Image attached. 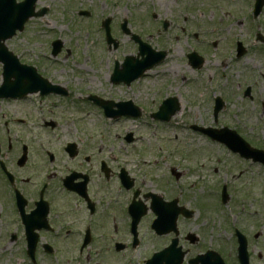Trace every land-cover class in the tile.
Listing matches in <instances>:
<instances>
[{
    "label": "flooded vegetation",
    "instance_id": "1",
    "mask_svg": "<svg viewBox=\"0 0 264 264\" xmlns=\"http://www.w3.org/2000/svg\"><path fill=\"white\" fill-rule=\"evenodd\" d=\"M259 1H239L244 4L240 15L248 22L224 43L231 57L224 52L220 63L208 60L212 49L220 47L216 53L220 52L223 42L205 39L201 48L186 52L188 64L183 68L190 76L181 69L171 72L180 83L190 85L192 96L200 95L213 115L216 107L218 117L234 107V128L254 149L263 151H255L250 159L238 157L264 169V5L257 12ZM199 30L192 32L197 39ZM186 45L189 50L190 43ZM3 79L0 75V88ZM13 95L0 89V264H147L171 258L177 249L183 253L180 264H207L210 250L217 251L215 236L208 235L207 220L194 222L207 210L201 205L204 195L185 196V187L177 184L181 173L176 168L162 180L148 177L146 185L145 177L132 168L133 154H114L103 140L97 147L96 140L69 129L63 138L50 139L59 121H27L32 109L26 100L66 95L53 88L48 94ZM86 98L89 104L80 105L94 109V98ZM125 99L142 114L137 105H148ZM133 143L127 138L122 142ZM146 163L141 158L138 169ZM224 187L229 190L228 183ZM254 230L252 234L241 230L248 238L249 264H264V231ZM233 237L237 249L233 263L240 264L239 240ZM219 252L230 264L225 252Z\"/></svg>",
    "mask_w": 264,
    "mask_h": 264
},
{
    "label": "rangeland",
    "instance_id": "2",
    "mask_svg": "<svg viewBox=\"0 0 264 264\" xmlns=\"http://www.w3.org/2000/svg\"><path fill=\"white\" fill-rule=\"evenodd\" d=\"M239 1L242 2L40 0L37 8H48L47 14L29 20L23 32L6 42L7 47L23 63L36 66L43 76L70 89L67 97L26 100L32 109L27 121H59L60 127L54 130L53 135H49L50 139L63 138L62 133L69 129L83 138L96 140L97 147L103 144V140L105 148L108 146L107 150L114 149L122 157L127 155L125 153L130 157L133 154L132 168H136L134 170L141 179L145 177L146 185L149 183L148 177L162 180L171 175V169L176 168L181 173L177 184L185 187V196L194 198L204 195L201 205L207 206V210L205 214L197 215L194 222L200 224L204 218L208 223V235H214L215 238L221 236L216 238L221 241L215 240L214 244L225 252L230 264H234L232 233L235 226L252 234L255 219L257 227L254 231H264V169L251 166L224 145L215 144L211 138L191 128L192 124H216L213 112L205 106L200 95L197 98L192 96L189 93L190 85L180 83L171 70L184 71L186 52L195 47L201 48L205 39L211 42L221 38L220 43L223 42L220 52L216 53L220 47L212 49L208 60L218 62L224 52L229 54L224 43H229L235 34L243 31L248 22L240 15L244 4ZM84 10L91 15L81 16L79 12ZM107 17L112 18V34L119 42L117 49L113 46L109 48L106 42L101 24ZM125 18L131 31L151 43L155 49L169 50L164 63L135 82L131 88L111 82L116 64L123 63L127 55L137 56L138 53V44L121 29ZM164 19L172 22L167 31L162 29ZM238 19H241V23H237ZM200 27L202 33L197 39L192 32H199ZM56 39L62 41L63 48L54 57L51 43ZM186 42L191 45L189 50ZM231 56L232 53L228 55ZM2 71L0 67V75ZM184 72L191 75L190 71ZM171 93L180 94L177 95L180 111L169 122L151 119ZM95 94L111 97L115 102L129 98L148 105L136 104L145 113L140 117L109 121L98 110L80 105L84 104L82 101L85 100L81 98L85 95L89 97ZM233 114L234 107L230 106L228 111L218 117L219 125L233 127ZM130 132L133 133L134 143L123 145ZM141 158L146 159L147 163L138 169ZM118 161L122 162L121 159ZM223 183L229 184L230 194L225 205L221 203ZM161 185L167 187V182L163 181ZM186 224L193 225L189 222Z\"/></svg>",
    "mask_w": 264,
    "mask_h": 264
},
{
    "label": "water",
    "instance_id": "3",
    "mask_svg": "<svg viewBox=\"0 0 264 264\" xmlns=\"http://www.w3.org/2000/svg\"><path fill=\"white\" fill-rule=\"evenodd\" d=\"M37 0H25L22 3H17L16 0H0V48L2 51L8 52L4 43L1 40H6L7 38L12 37L16 34V30H23L25 22L32 16L36 15H44L47 12V9H43L37 13H35V2ZM82 14H88L86 12ZM110 22L111 19L108 18L104 21L103 25L106 28L107 38L109 43H115L117 46V42L112 38L111 29H110ZM128 21L125 19L123 23V28L126 33H130L127 29ZM134 39L137 42H140V52L144 55L146 52L149 54L148 57L143 58L142 60L135 59L134 57H127L124 63V69L121 71L117 70L114 79L116 81H126L130 83L135 78L141 76L143 72L149 68H151L154 64L159 62L157 57L153 55L152 51L150 50L149 46H146L144 43L141 42L140 38L134 36ZM58 45H62L60 41L54 42V46L58 47ZM54 53H57V48L54 50ZM9 56L1 57V59L5 63V72L4 75L6 77V84H9V79L12 76H15L16 82H11L14 84L11 86V91L15 93H26L28 91H35L37 90L38 86H44L47 84V81L42 79L36 71L31 68H26L25 66H20L18 58L14 56L12 53H8ZM164 53H161L163 56ZM24 77H29L30 79L26 84L28 87L26 88L24 85ZM9 88V86H7ZM165 108V107H164ZM174 112V110L172 111ZM172 112L168 110H163L162 112L158 113L160 118H169ZM206 133H211V130H204ZM222 140H225L222 138Z\"/></svg>",
    "mask_w": 264,
    "mask_h": 264
}]
</instances>
